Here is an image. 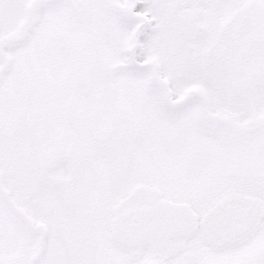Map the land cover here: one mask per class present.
<instances>
[{
	"label": "snow or ice",
	"instance_id": "6c2138e0",
	"mask_svg": "<svg viewBox=\"0 0 264 264\" xmlns=\"http://www.w3.org/2000/svg\"><path fill=\"white\" fill-rule=\"evenodd\" d=\"M0 264H264V0H0Z\"/></svg>",
	"mask_w": 264,
	"mask_h": 264
}]
</instances>
